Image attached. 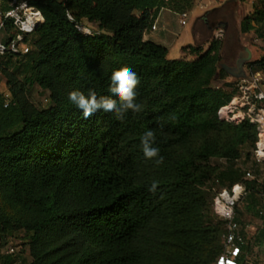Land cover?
<instances>
[{
	"label": "trees",
	"instance_id": "16d2710c",
	"mask_svg": "<svg viewBox=\"0 0 264 264\" xmlns=\"http://www.w3.org/2000/svg\"><path fill=\"white\" fill-rule=\"evenodd\" d=\"M172 1L32 2L44 21L29 39L30 51L6 54L0 62V70L13 66L24 74L20 81L6 73L11 96L0 92V204L6 209L0 207V236L23 230L29 264H153L164 249L165 222L188 217L210 240L201 264L220 255L224 222H201V187L213 177L229 188L240 180L233 164L244 149L249 155L255 127L217 117L230 99L214 85L227 76L218 40L206 49L184 46L177 59L144 40L152 10ZM240 30L264 39V0L242 16ZM125 66L139 78L142 111H130L123 121L102 110L84 119L69 92L112 95L111 74ZM250 70L264 71V56ZM33 84L49 93V107L27 101L26 86ZM149 129L163 157L159 165L142 152L140 138ZM211 158L227 166L219 169ZM153 181L159 182L154 194L148 191ZM248 184L252 192L264 190ZM16 255L0 258L12 264Z\"/></svg>",
	"mask_w": 264,
	"mask_h": 264
},
{
	"label": "rangeland",
	"instance_id": "374dc122",
	"mask_svg": "<svg viewBox=\"0 0 264 264\" xmlns=\"http://www.w3.org/2000/svg\"><path fill=\"white\" fill-rule=\"evenodd\" d=\"M184 11L188 14V24L181 26L179 24V16H176L178 26L182 30L180 36L175 38L174 42L168 46V57L170 59L180 57L181 45L192 42L191 38L187 42H183L184 39H188L190 36L189 22L192 17L195 14L208 12L209 14H205L202 19L203 22L200 20L201 24L207 23L216 32L212 37L203 36L200 44L203 49H206L212 39L219 41V64L223 69L226 66L229 71L225 69L227 76L217 79L214 85L226 96L230 97L228 101L230 102L233 97L241 95L240 86L243 84V79H252L254 72L250 70V64L263 58L264 39L258 38L253 30L247 33L241 32L240 22L243 14L235 6L234 0H228L223 6H220L219 0H193L191 5L186 7ZM90 27L97 30L95 25H90ZM245 51L249 53V57L245 60H240L239 54ZM238 68L244 72L245 78L236 77L232 74ZM6 73L12 74L13 78L20 81L24 80V74L20 70L13 68V66H6V69L0 70V92L6 98H10ZM259 74V86L264 89V71L259 72ZM24 95L28 102L38 108H47L51 105L49 93L42 91L35 84L27 85ZM253 149L254 146L249 149V155H247L248 150L244 149L242 156L233 164L234 168L241 173L238 182H242L245 186V194L235 203L233 210L235 219L240 225L245 239L244 259L241 264H264V217L261 214V211H264V190L261 189L258 193L252 192L248 184L253 181L264 188V163L255 161ZM210 163L219 169L227 166L225 159L211 158ZM247 171L251 172L252 177H245V172ZM228 188V182L221 183L216 177H213L201 187L202 193L200 194L201 208L198 210L201 214L200 220L204 226L209 223L214 224L217 221L224 222L223 230L218 236L220 246H222L223 242L226 220L214 212V201L218 192ZM0 207L6 210L2 204H0ZM164 228H166L164 233L162 232L164 249L156 257L153 264H201L200 256L210 246L207 233H199L189 217L187 221H183L182 218L166 221ZM181 228L186 230L182 231ZM28 242L29 238L23 230L13 231L0 236V245L4 246L7 244L16 248L17 255L12 264H29L31 256ZM7 262V259L0 258V264H6ZM214 263L215 259L212 264Z\"/></svg>",
	"mask_w": 264,
	"mask_h": 264
},
{
	"label": "built area",
	"instance_id": "2783aa9c",
	"mask_svg": "<svg viewBox=\"0 0 264 264\" xmlns=\"http://www.w3.org/2000/svg\"><path fill=\"white\" fill-rule=\"evenodd\" d=\"M34 0H12L9 8L0 17V62L4 55L14 57L22 56L30 51L29 39L43 23L44 18L40 10L33 4ZM168 3L170 0H164ZM167 6H162V11ZM179 24H188L186 11L177 13ZM6 23L10 24V30H5ZM85 34H91L89 28L79 27ZM150 30H157L153 23ZM260 74L256 72L252 79H243L240 86L241 95L222 105L217 111L220 121L239 123L248 121L255 127V141L253 157L258 163H264V89L259 86ZM245 177H252L250 171L245 172ZM236 193V194H234ZM224 194L229 199H224ZM245 194V186L242 182L234 183L229 189L218 192L214 201V212L226 220V228L223 234L222 250L215 264H240V256L243 253L242 246L245 243L240 225L234 219V205ZM264 217V211H261ZM16 248L10 245H0V256L15 254Z\"/></svg>",
	"mask_w": 264,
	"mask_h": 264
},
{
	"label": "clouds",
	"instance_id": "9594fccd",
	"mask_svg": "<svg viewBox=\"0 0 264 264\" xmlns=\"http://www.w3.org/2000/svg\"><path fill=\"white\" fill-rule=\"evenodd\" d=\"M111 86L109 92L112 95L98 96L95 90L88 89L87 94L80 90L69 92V101L82 113L84 119H88L97 111L113 113L116 119L123 121L130 111L139 113L143 105L136 102V88L140 83L137 74L129 67H121L111 74ZM115 97V98H113ZM141 148L146 159L154 160L157 165L163 163L160 156V149L156 145V136L153 130L149 129L141 136ZM158 181H153L148 191L155 193Z\"/></svg>",
	"mask_w": 264,
	"mask_h": 264
},
{
	"label": "crops",
	"instance_id": "0c3cea01",
	"mask_svg": "<svg viewBox=\"0 0 264 264\" xmlns=\"http://www.w3.org/2000/svg\"><path fill=\"white\" fill-rule=\"evenodd\" d=\"M11 1L12 0H0V17L1 14L9 8ZM192 1L193 0H173L172 3L162 11H158L154 8L152 11L154 12L156 10L157 12L155 13L152 24L156 23L157 30H146V32L144 33V40L153 41L168 49V46H170L174 42V39L181 34L182 28L178 26V21L176 18L177 13L180 12V10H184L186 7L190 6ZM227 1L228 0H219L220 6L225 5ZM234 1L235 6L242 12L243 15L253 12L255 6L257 5V0H245L242 3L238 0ZM205 14L209 13L204 12L195 14L189 22V31L191 37L189 36L188 39H184L183 42H187V40H190V38L192 39V42L181 45V55L179 58L183 56L182 48L184 46L200 44L202 40L201 38L203 36L206 37L208 35V37H212L213 35H215L214 33L216 31L212 30L207 23L201 24V21L204 18ZM91 25L96 26V24Z\"/></svg>",
	"mask_w": 264,
	"mask_h": 264
},
{
	"label": "water",
	"instance_id": "95a60500",
	"mask_svg": "<svg viewBox=\"0 0 264 264\" xmlns=\"http://www.w3.org/2000/svg\"><path fill=\"white\" fill-rule=\"evenodd\" d=\"M249 57V53L248 52H242V53H240L239 54V59L240 60H245V59H247ZM225 69H227L228 70V68L225 66ZM229 71V70H228ZM232 74L234 75V76H236V77H242V78H245L244 77V72L243 71H241V69L240 68H238L237 70H234L233 72H232Z\"/></svg>",
	"mask_w": 264,
	"mask_h": 264
},
{
	"label": "bare ground",
	"instance_id": "6f19581e",
	"mask_svg": "<svg viewBox=\"0 0 264 264\" xmlns=\"http://www.w3.org/2000/svg\"><path fill=\"white\" fill-rule=\"evenodd\" d=\"M234 194H236V193H234ZM224 199H229L230 198V196L229 195H226V194H224Z\"/></svg>",
	"mask_w": 264,
	"mask_h": 264
}]
</instances>
